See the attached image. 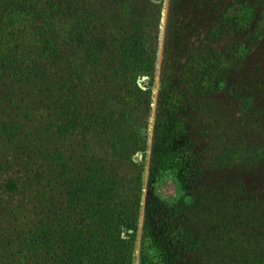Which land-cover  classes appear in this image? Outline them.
<instances>
[{
  "label": "trees",
  "instance_id": "trees-1",
  "mask_svg": "<svg viewBox=\"0 0 264 264\" xmlns=\"http://www.w3.org/2000/svg\"><path fill=\"white\" fill-rule=\"evenodd\" d=\"M162 6L0 0V264H133L143 166L131 157L145 156L149 110L136 78L154 72ZM257 6L168 0L160 70L168 101L152 170L173 172L184 188L194 177L192 191L169 208L148 198L138 264H264V245L253 253L242 232L232 245L231 203L245 190L234 184L201 196L197 153L174 144L208 106L198 98L221 91L228 72L246 63ZM222 137L221 169H234L245 152L264 160V149L236 150ZM218 215L227 220L223 234Z\"/></svg>",
  "mask_w": 264,
  "mask_h": 264
},
{
  "label": "rangeland",
  "instance_id": "rangeland-1",
  "mask_svg": "<svg viewBox=\"0 0 264 264\" xmlns=\"http://www.w3.org/2000/svg\"><path fill=\"white\" fill-rule=\"evenodd\" d=\"M257 2L255 20L250 24L251 35L248 36V41L244 42L247 45L246 50L251 51L246 63L242 66L236 64L228 72L227 85L221 91L212 95L206 92L203 98L196 96L186 102L187 109L191 105V100L195 101L197 98L209 104L204 111H194V123L190 132L187 135L177 132V137L174 139L176 146H185V148L190 146L194 155L197 153L199 157L196 158V165L201 168L199 179L201 196H204L203 194L211 188L218 187L221 191H226L234 184L242 186L245 190L242 197L241 194L233 196L235 198L231 203L233 208L229 215L235 216L230 220V224L233 233L236 232L232 245L242 240L240 236H237L242 232L246 247L248 245L253 247L251 249L253 253L256 251L255 247L261 249L264 245V160L260 157L250 160L248 152L241 153L243 159L246 157L245 161L241 162L243 159L238 158L235 161H240V163L234 169L225 171L217 166L216 155L223 148L220 145L221 138H217L218 136L224 138L227 135L226 139L229 140L230 147L236 150L261 151L264 149V0H249V3L256 4ZM167 4L168 0H163L154 72L151 76L141 75L136 78L137 85L142 89H147V109L149 110H147L148 135L145 156L142 158V151L139 150L131 157L133 161L143 166V195L134 242L133 264H138L139 253L142 249L141 230L148 198L152 196L161 206L169 208L186 195V188L192 191L193 178L191 177L193 174L187 182L185 181L186 188H184L173 172L167 171L155 177L152 170V149L159 114L162 110L161 104L165 100L168 101L165 97L166 90L160 84ZM255 34L256 38L253 36ZM219 44L221 43L215 46L221 50L223 44ZM200 92L203 93L202 90ZM244 102H246L245 105H243ZM172 106L170 108H173ZM215 119L226 121L225 129L222 128L223 125H216ZM222 131L223 135H221ZM244 197L245 200L241 201L240 198ZM246 205H249V210L243 214L239 208L244 209ZM217 218L218 223L223 218L222 227L219 228L221 229L219 234H223L222 228L226 226L227 220L222 215H218Z\"/></svg>",
  "mask_w": 264,
  "mask_h": 264
},
{
  "label": "water",
  "instance_id": "water-1",
  "mask_svg": "<svg viewBox=\"0 0 264 264\" xmlns=\"http://www.w3.org/2000/svg\"><path fill=\"white\" fill-rule=\"evenodd\" d=\"M143 78H146V76H143Z\"/></svg>",
  "mask_w": 264,
  "mask_h": 264
}]
</instances>
